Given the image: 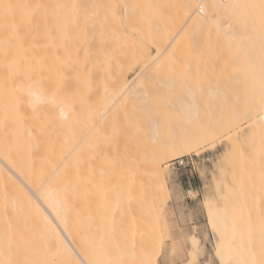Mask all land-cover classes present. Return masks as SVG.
Segmentation results:
<instances>
[{
  "label": "bare ground",
  "instance_id": "6f19581e",
  "mask_svg": "<svg viewBox=\"0 0 264 264\" xmlns=\"http://www.w3.org/2000/svg\"><path fill=\"white\" fill-rule=\"evenodd\" d=\"M75 1H76V4H75L76 9H74L75 10L74 12L76 13L78 10L82 9L81 5L83 6L84 11L82 9V11H79L77 13L78 14L77 17H75L73 12H72L74 7H72V9L70 8L71 13L70 12L69 13L71 15H73L71 20H73L75 18L79 19V21L76 20L77 23H75V24H74L75 20L72 21L73 25L72 24L71 25L72 26L75 25L74 28H71L74 30V32H73L71 29L69 30L71 25L68 28V22H67L68 21V15L70 16V14H68V6L70 7V4L68 2H67L68 3L67 4L66 0H0V215L3 217L4 211H7L10 215L15 217L12 224H10L6 227H0V264H94L96 262H94L93 259L95 258V255L97 254V252H99L98 255L101 254L100 256H102V259H103V261H102V259H95V261H98V264H100V261H102L101 264H104V263L109 264V262L112 264L114 261L116 263L122 264V261L125 262L127 260H129V261L131 260L130 261L131 263H128L129 261L126 262L128 264H134L133 262H136V260L138 258L137 257L134 258V255H132L135 252L137 253V251H138L136 246H133L136 249L135 250L133 248L134 251H132V248H130L132 251V254H130V256H131L130 257L129 253H131V252H129L127 254L129 249L127 252L123 253V251L125 250V248L123 247L124 244L121 246L120 244H122V243L117 244L118 242L117 243L114 242V244L118 245V246L114 245L113 247L116 248V250H117V251H115L118 253L117 257L122 258L121 260L119 258V261L121 263L119 261H117L118 258L114 259L116 257V253H112L115 256L114 258L109 257L110 255L112 256V254H111L112 251H109L110 255L108 252H106L109 249L105 250L106 253L104 251L100 252L101 248L99 249L100 245H98V244L101 243V240H100L101 238H99L100 237L99 234H102V232H104L103 231L104 227L100 228L97 225H95L96 222L91 224L89 222V220H87L88 223L85 222L86 220L85 221L83 220L84 218H86L88 216V214L90 216L87 218H90L91 214H92L89 211L88 212L84 211L85 212V213H83L84 215L86 213H88L84 217L83 214L80 213V211L83 212V210H82L83 208L80 207V209H81L80 210V209H78L79 207H76L78 205L77 204L78 202L81 203V201H83V199L81 200V196H82V198L85 199V197H83V195L85 193V187H84V189L81 190V191L84 190L81 193V196L77 195V197H79L80 199L77 197L76 198L78 200H81V201L76 202L77 205L75 206V200L76 199L74 196H76V194L73 192L76 191L77 187L76 186H75L76 188L72 187L74 185L73 183H71L72 185H70L69 180H71L73 178L68 179V177L71 176V175L68 176V174L71 171L73 172V170H75V169H77L78 174H80L83 171V170H81V172H80V169H81L80 166H83L85 160H81V158L83 156L81 157L80 155H84V153H80V152L83 151V152L87 153V151H84V149H89L88 154H86V155H90V152H91L90 150H92L91 149L92 147L91 146H90L91 148H85V147H89L87 145L91 141H96L99 139V138L98 139L96 138V140H94L95 139V137H94L95 133L92 134L94 131H96L95 129H96V126H98V122L92 123V122H94V119H92L93 120L92 122H88V120L91 121V118H92V117H89V113L91 112L92 116H94L93 113H95L96 115L93 118H95V119L97 118V120H98L99 115L101 116V114H100L101 111L106 110V112H104V113L102 112L103 116L104 115L105 116L102 117L103 119H101V124H102V120H103V123L110 122L111 120H113L114 115L116 117V112L118 109L117 107H119L118 103L121 102V104H122V101L124 99H127V101H126L127 104H128V101L130 103L132 101V104H133L132 106H130V103H129V106L131 108L136 104L135 102H137L138 108L141 106L139 110L137 108V112H139V114H140V112L143 113L142 112V110H143L142 106H144V105H141V103H144V101H145L144 97L146 96V94H145L146 93L145 92V86H147L146 83L148 84V81H150L151 76L153 77L154 72H156L157 70L159 71L160 68H158V67L161 66V68H162V66H163L162 63L164 62L163 57L168 58L166 56V52H167L169 46L171 45L172 41L178 36V34H180V32H182V31L185 32L186 35H188L187 39H189L188 43H190V45L192 44L191 41H194V40L196 41V43L193 42L194 44H192V50H193L194 45H196L198 48L202 47L200 49V50H202V49H204L203 43L206 45L204 39L206 37H208L209 35L210 36L212 35V34H209V35L207 34V36H206L205 33L207 31L209 32V30H208L209 28L210 29L213 28L215 30L214 33L216 32L215 35L218 34V36L221 37V39L223 41V43L222 42L221 43L223 45H225L224 44V41H225L227 44V47L225 49V53H226V51H228L230 57H228V53H227L228 59L226 60V57L224 55L225 60H223V61L229 62L231 59V62L234 64L232 66V64H230V62L228 63L229 65H231V68L236 67V69H237V67H238V69H240V67L238 65H241V68H242V69H240L241 73L234 71L236 73V75H238V76H236L238 78V79L236 78V83H237V81H238V83L243 82L244 77H245V82L240 83V84L245 85L247 83L245 86H247V88H248L249 83H251L249 85V89L252 87V92H251V90H249L248 94H250V97H249V95H248V97L250 100L249 99L245 100L246 103L248 102L246 105L244 104L245 101H241V103H240V101H239L240 99L238 100V102L240 103V106L243 103L241 109H238L239 103L237 104V100H236V98H234L235 95L232 98L235 101H231L232 99L231 98L227 99L228 96L225 94L226 95L225 96L226 102L228 100L229 102H227V103H230V101L232 103V104L230 103V107H229L230 110H228L229 114L225 111L226 110L225 107L227 106L226 103L221 102L220 98H219L220 96L224 97L223 96L224 93H222V95L218 94L219 95V97L217 95V100L219 99L218 102H216L217 100L214 99L215 104L212 103V107L214 105H215L214 106L215 109L218 107L217 112L216 111L214 112L213 108H210V111H211V109H213L212 113L213 112L215 114L217 113L219 116L217 114L215 116L213 114H210L211 118L208 116V119H211L212 121H210V122L206 121L208 124L205 122V119L202 120V117H200V119H199V116H198V118H197L198 121L202 120V123L204 122V125L206 124L205 129H203L201 127V129H203V131L198 128V127H200L198 122H196V123H198L197 128L194 129V127H196V126H194V124H195L194 120L195 119L193 120V118L191 117L192 118L191 120H193V122H192L193 126L192 127L190 126L191 120L188 121V119H187L185 121H188V126L191 127L190 131L194 130V131H192L193 137H191V134L189 135V131H187L189 136L187 135V132H186L185 134H186L187 139H185V134L183 133L184 132V130H183V132H181V133L184 134V137L181 136L182 137L181 138V137L176 135V137L173 138V139L178 140L177 138L179 137L180 141L178 140V142H176V140L173 141L171 139V141L175 142L172 147H170V145H172L170 143H169V146H167L168 143L165 144L164 146H162V148L165 151L167 149H169L168 152L167 151L162 152L163 150L161 151L159 146L157 147L158 150L156 149L157 151L155 150L156 147L154 148V150L156 152L153 150L155 152V154L154 153L152 154L153 157L151 158V161H150V168H149L150 176H149V178H151V180L153 182L152 184L156 185V189H155L156 196L160 197V198L158 197L160 199V203L158 201H155V202H158L160 204V207L163 208L166 205V200L170 194V187H169L168 179H167L168 175L166 172L167 166H164V163L167 160H171V159L173 160V158L183 156L186 154H190L192 152L198 153L203 145L211 144L210 146H212L221 137H223V139L225 138V140H227L230 143V146L232 147V148L229 147L227 150H225L224 153L227 156H229V154L232 152V150L234 153H235V151L239 150L240 149L239 147L241 145H246V146L254 145L255 146V144H252L253 142L258 144V146L264 145V29H263L264 28V25H263L264 24V20H263L264 18L262 19V21L258 22L261 18V15H262V17H264V5H263L264 1L261 4L260 0H124L125 17H126V21L129 22L128 25L130 24L129 25L130 27H127V26L126 27L131 28V30L133 32V34H131L129 32V34H126V36L124 34V36L126 38L125 41L128 40L130 43H132V47H133V51H134L133 53H135V54L133 56L128 55L125 57L127 52L124 53L125 60H123L122 59L123 57L120 55L121 56L120 58L119 57L116 58V59L119 58V60H117V64L113 67L115 68L116 66L119 65V63L122 64V63L129 61L127 59V57L129 59H131L132 57L134 58V60H133L134 63H132L133 65L141 64L142 66L139 69V71L133 77L127 78V71L126 70H128L127 67L132 62V60H131L130 62H128V66H127V63H125L126 64V70H124L125 64H124V66L122 64L123 70L121 71L122 67L118 71L116 70V72H114V74H113V79L108 78L109 81L106 80L107 76H105V74H106V72H105V74L103 75L104 77H106V78H104L106 80L105 82H104V79H101L102 75H100V73H98V70L101 71L102 69L100 68L101 69L100 70L98 67L94 66L95 69H98L96 71V73H98L101 77L99 78V76L97 75L98 79H96L94 77L95 79L93 80V78H92V82H91L92 84H90L91 77H89L90 79L87 78L88 75H84V77H86L85 79L83 78V76L81 77V73L86 74L85 72H81V70L83 69V71H86V69L88 68V66H86V65H89L91 60H93L92 61V63H93L94 62L93 58H95V57L93 56V58L90 59L92 57V55H91L88 59L89 63L86 64L85 59H84L85 58V55H84L85 52H83V56H81L82 53L80 51H78V52H80V54L78 52H77L78 55H77V53L75 54V50L77 51V49H78V46H77L78 44L75 43V40L77 39L76 37L78 35V30H79V32H82L80 27H81L83 18L82 19H80V18L82 16H84V19L86 21V19L88 17L87 14L85 16L82 13V12H84V13L86 12L85 6L86 5L87 6L89 5L88 7L94 6V3L96 0L93 2V4L89 0L88 1L87 0H75ZM99 1L100 0H97L96 3H98ZM113 1H115V0H113ZM121 1H123V0H121ZM162 1L163 2L165 1V4ZM249 1H252V2H250L251 6L249 5ZM259 1H260V3H259ZM69 2H70V0H69ZM87 2H90V4H92V5L90 6L89 3L87 4ZM245 2H246V4H245ZM73 3L74 2H72L71 4H73ZM244 4H245V6H244ZM248 5L250 7H248ZM162 6H164L165 9H163L164 7H162ZM78 7H79V9H78ZM104 7H106V5H104ZM244 7H246V8L244 9ZM261 8H262V10H261ZM161 9H162V12L160 11ZM103 10H104V12H106L105 9H103ZM164 10H165V12L163 13ZM245 10H246V13H244ZM100 13H101V11H100ZM97 14H98V12H97ZM259 14H261V15H259ZM254 15H255V17L257 15H259V17H260L259 20H258V18H254ZM98 16L100 17L99 14H98ZM244 16H246V17H244ZM247 16H250V18L253 17L252 19H254V20L251 19V21H250ZM102 17H103V15H102ZM157 17H161V20H163L164 22L158 21L160 24L158 22H156ZM166 18H168V20ZM177 18L180 19V21H178ZM246 18H248V20H246ZM157 19L159 20V18H157ZM165 19L167 21V24H166ZM255 19H256V22H255ZM80 20H81V23H80ZM175 20H177V21L175 22ZM117 21L119 22L120 19L119 20L117 19ZM145 23H146V26H145ZM164 23H165V25H164ZM175 23H176V26L174 25ZM178 23H180V24H178ZM257 23H258V25H256ZM77 24L80 25L79 29H78L79 25L76 26ZM126 24H127V22H126ZM161 24H162V27L160 26ZM167 26H169V27H167ZM260 26H261V30H260ZM76 27H77V32L75 31ZM111 27L113 30L114 29L113 25ZM67 29H68V33H69L68 34L69 38L73 36V38H70L71 40H69V42H67V34H66ZM213 29H211V30L213 31ZM205 30H207V31H205ZM69 31H72L73 35L70 36L71 32H69ZM202 32L203 33L205 32L204 35L202 34ZM74 33H77L76 37H74V35H75ZM200 34L205 38L202 39ZM79 35H80V37H83L81 33H79ZM111 35H112V33H111ZM121 37H122V35H121ZM199 37L201 40H199ZM74 38H76V39L73 41ZM144 38L145 39L147 38L148 42L150 41L151 42L150 44H152L155 47V49H156L155 52L152 51L154 53L150 54L149 52H147V49L144 50V48H145ZM216 38L218 39L217 36H216ZM79 39H83V38H79ZM79 39L77 40L78 42H80L79 47H83V46H81L82 40H79ZM219 39L217 40V42H220ZM198 40L200 41L199 46H198V43H199ZM202 40H204V42ZM70 41H71V43H70ZM201 41H202V43H201ZM129 42H128V44H129ZM188 43L186 42L187 45H188ZM66 44H68L67 48L65 47ZM173 44H174V41H173ZM186 44L184 45L185 48H186ZM222 44H219L218 46L220 47ZM70 45H71V47H69ZM178 45H180L179 41H178ZM58 46H61L60 49H61L62 53L61 52L58 53L60 51V50H58L59 49ZM221 47H223V46H221ZM62 48H64L66 50L65 53L68 52V56H70L69 61L67 60L68 57L66 59L67 54L65 56V54L63 53L64 49H62ZM69 48H70V50H69ZM73 48H75V50H73ZM129 48H131V47L129 46ZM80 49H82V48H79V50ZM177 49H179V47ZM188 49L184 50V54L187 53L185 56L186 59L189 58L188 52H190L191 46L188 47ZM71 51H72V53H70ZM203 51L204 50L199 51V49H198L195 51L194 54H192V51H191V55H190V56H192L191 62H190V58L188 59L190 62L188 65L189 67H190V64L193 63L192 62L193 57L196 58V62H195V60H193L195 62V64L194 63L193 64L194 65L200 64L199 66H201V63H199V61H200V62H202L201 67H203V62H205L204 61L205 59H207L208 57H209L208 59L211 58L210 57L212 55L211 53H207L208 52L207 51L206 53H207L208 57H206L207 55H204L205 53H203ZM50 52H52V53H50ZM54 52H56V54ZM199 52H200V57L197 60V57L195 54H198ZM201 52L203 53V55L201 54ZM60 54H62V58H64L65 61L67 60L68 64H67V62L64 61V59H61L62 61H64L63 64L66 63L65 65L68 66V68L67 67L66 68L71 69V70H69V72L66 70L65 66L64 67L61 66L63 68V71L62 70L60 71V69H62V68L58 69V67H59L58 65H60V64H58V62L60 63V61H61L60 60V57H61ZM87 54L89 55V53H87ZM129 54H130V52H129ZM56 55L57 56L59 55L60 57L58 56L59 58L55 59L54 56L57 57ZM71 55L72 56L77 55V60L79 62H81V64L84 62L83 63L84 66L80 65V67H82L81 69H80L78 63L75 62L76 59L74 58V56L72 58ZM48 56H50V57L48 58ZM78 56L79 57L81 56V57L78 58ZM114 56H115V54H114ZM114 56L112 59H114ZM198 56H199V54H198ZM109 57L111 59V56H109ZM201 57H203V58H201ZM214 57H216V54H213L212 60H210V62L211 61L215 62ZM51 58L55 59V60L59 59L60 61L59 60H57L58 62L54 61V64H53ZM74 59H75V61H74ZM80 59H82V60H80ZM101 59L102 58L99 59L100 63H102ZM106 59H108V58H106ZM202 59H204V60L202 61ZM71 60H73L75 63H77L76 67L78 69L79 75H78V73H76L77 69H75V68L73 69L74 65L72 66V68H70L71 64L69 65V62L71 63L72 62ZM188 60H187V62H185L186 64H188ZM62 61H61V63H62ZM51 62H52V64H50ZM103 62H105V61H103ZM207 62H208V60H207ZM227 62L226 63L224 62V64L222 63L223 68H225V66H226L225 64H227ZM100 63L97 64V62H96L94 64H90V66H93L95 64H96V66H99ZM107 63H108V60H107ZM185 63L183 65V70H184V67L187 66V65L185 66ZM47 64L52 65L51 68L49 67L50 65L47 66ZM228 64H227V66L229 68ZM54 65H56V66H54ZM109 65H111V64H109ZM197 65H196V74L198 73L197 72V68H198ZM211 65H213V64H211ZM55 67L58 70L54 69ZM64 68L68 72V74L66 73ZM192 68H193V66H192ZM244 68H246V73H245ZM79 69H80V71H79ZM104 69L106 70V68H103V71H104ZM52 70L58 71V72L60 71L59 76L61 75V72H64V71H65L64 73L67 76H69L70 71L73 70L71 73V76H69V77L71 79V82L73 79H76V81H75L76 84L74 83V80H73V82L71 83V87L69 89V87L67 85L70 84V81H69L70 79L69 80L67 79V83L69 82L68 84L66 83L64 85L63 83H61V85H59L60 82L65 81L64 75L62 74V76H63L62 79H64L63 81L60 79L61 76L58 79L56 77L57 75H55V78H54V75H53V77L51 76L52 75L51 73H53ZM93 70H94L93 67L90 68L89 74H92L91 71L93 72ZM189 70H190V72L192 71L189 68H188V70L186 69V71H189ZM41 72L42 73L46 72V73H44V75H42ZM58 72H56V73L54 72V74H58ZM152 72H153V74H152ZM204 72H205V70H204ZM212 72H213V70H212ZM234 72L231 71V76H230V73H228L230 78H232L233 80L235 79V78H233L235 76ZM75 73H76V75H75ZM72 74L75 75L74 76L75 78H73V79H72V76H73ZM207 74H208V71H207ZM228 74H227V76L225 74V76L223 77L224 80H225V77H227L226 81L228 79ZM244 74H245V76H244ZM77 75H78V77L80 76V78L76 77ZM94 75H96V74L94 73ZM94 75L92 74V77ZM200 75H201V72H200ZM240 75H243V78L242 77L240 78ZM50 77H52L54 79V81H52ZM81 78H83V80ZM48 79L52 81L51 85L48 84V83H50ZM100 79L102 80V82ZM241 79H242V81H241ZM88 80H90L89 83H88ZM233 80H232V82H231V80H229L231 82L230 85H232ZM55 81L56 82L59 81V83H57V85L55 83V85H54L53 83ZM78 81H80V82L78 83ZM84 81H86L85 83L90 84L89 90H90V87H91V89L93 87L97 88V86H96L97 83H98L97 85L100 87L101 85L99 84V82L101 84H103V82H104V84L106 83V85H109V86H105L107 88L109 87V89H110V90L107 89L106 91L111 92V90H112L111 86L113 87L112 93L114 94V98L112 97L113 100H110L112 102V105H111V107H109L108 110L105 108H103L100 112L97 110V107H98L97 105L101 104L100 102H103V100H104L103 98H105V96H107L106 95L107 93L109 96V92L102 91L101 88H103V87L101 86L99 96L101 93H103L105 96L101 99L102 101L99 100L100 102L97 103V105H96L97 107L94 106V108L96 109L97 112L96 111L93 112L94 108L92 110L90 108L89 109L85 108L87 110V111H85V109L83 110L84 107L83 108L81 107L82 111H85V114H83L81 116V114L84 112L81 113V110H79V112H78V109L80 106H78L77 104L80 103L79 102L80 99H81V101L84 100V94L86 96V100L88 98L87 94H88V96L90 94L89 92L87 93V91H88L87 86H82V88L86 87L85 89H87V91H85V93H84V89H82L81 90L82 92H80L81 88L79 86H81L82 84L86 85L84 83ZM93 81H94V84H93ZM81 82H82V84L80 85ZM73 84H74V87H72ZM76 85H78L79 93H78V91H77V93L74 91V89L78 90ZM92 85H94V86H92ZM228 85L229 84H226V86H228ZM237 85H239V84H237ZM71 89H73V92H75V95ZM229 89H231V88H229ZM92 90H93V92H91V95L88 98V100H90L92 98L91 104L93 103V99L95 98L94 95H96L98 97V92H97V94H93L94 91H96V89L93 88ZM97 90L99 91V88H97ZM67 91H68V94H67ZM72 93H73L72 98L74 96L78 100L77 99H74V100L71 99L72 102H74V101H76V102L73 103V105H70V104H68V102H69L68 99H70L69 96ZM225 93H227V92H225ZM77 94L79 97L77 96ZM214 94H215V91H214ZM216 94H217V92H216ZM108 96L106 97L105 100H107ZM129 98H131L132 100H130ZM221 99L223 100V98H221ZM237 99H238V96H237ZM95 101H96V98H95ZM110 101L108 98L106 105ZM183 101H184V99H183ZM210 101H211V99L209 100V103H210ZM186 102H187V100H186ZM186 102L184 101V103H186ZM219 102H220V104L222 103V105H220ZM87 103H90V101L89 102L87 101ZM125 103H124V107L127 109L128 106ZM147 103L149 104V101H147ZM216 103H218L217 106H216ZM75 104L78 106V109H77L78 113L75 111L76 110L75 107H77V106H75ZM84 104H85V102H84ZM109 104H111V103H109ZM109 104H108V106H109ZM115 104L117 105V107H115V109L113 111L112 108H113V106H115ZM137 104H136V106H137ZM195 104H196V101H195ZM234 104L236 105L237 108L234 107ZM80 105H82V104H80ZM106 105H103V106L106 107ZM223 105L224 106L226 105V106L220 108ZM231 105L233 108L231 107ZM89 106L90 105L88 104V107ZM181 106H182V103L180 102V107ZM228 106H227V109H229ZM149 107L151 108V106H149ZM145 108H147V107H144V114L146 115ZM219 108H220V110H219ZM235 108H236V110H235ZM207 109L209 110V108H207ZM222 109L225 112L221 115ZM73 110H74V112H76V114L73 113ZM88 110L90 112H88ZM111 110H112L114 115L112 114ZM184 110H185V108H184ZM198 111H200V110H198ZM109 112H111V113H109ZM181 112H182V110H181ZM183 112H182V114H183ZM219 112H220V114H219ZM86 113H88L87 115H88L89 119H88ZM107 113H109L113 116L112 118H110L111 115L108 114L109 115L108 117L111 119L110 121H109L108 117L106 116ZM135 113H136V111H135ZM202 113L203 112H201V114ZM204 113L207 114V112H204ZM204 113H203V117H205ZM71 114H73V115H71ZM77 114L80 116L77 117ZM144 114H143V116H144ZM184 114H186V112H184ZM188 115L189 114L187 113L186 117L190 118L189 116H191V113L189 116ZM73 116H74V120H73ZM200 116H202V115H200ZM106 117H107L108 121L104 122V120L106 121V119H105ZM195 117L196 116L194 115V118ZM143 118H144V120L146 119L145 116ZM147 118H148V120L150 119L149 117H147ZM152 118H153L152 121L155 122L156 120H154V117H152ZM184 118H185V116H184ZM82 119H84V120L88 119V120H86V122L90 123L91 124L90 129L91 128H93V129L89 131V129H87L88 125L85 126L86 125L85 122H84L85 124L81 123V122H83ZM155 119H156V117H155ZM75 120H76V122H75ZM97 120H95V122ZM135 120H137V119L135 118ZM138 120L139 121L142 120V114H140V119H138ZM146 120H145V123L147 126L148 120L147 121ZM74 122H75V124H74ZM151 122H149L148 124L150 125ZM77 123H80V125L82 124L86 128L83 127L82 125L80 127V125H78ZM145 123H143L142 125H144ZM202 123H201V125H203ZM99 124H100V122H99ZM152 124H153V122H152ZM156 124H157V122H156ZM72 125H73V127H72ZM74 125H76V127ZM92 125H93V127H91ZM68 126H69L70 131H72L71 128L72 129L75 128L72 131V132L75 131L74 132L75 135L73 134L72 137L76 140H78L76 138V135H78L77 129H78V132L81 133L83 128H85V130H84L85 134L88 131V133L90 135L87 133L86 135H88L89 137L84 136L85 138L90 139V136L92 138V135L94 137L93 140L92 139H90V141L88 140L89 142L88 141L85 142V138L82 140V142H80V140L77 141L78 143L80 142L81 144L83 142H85V147H84V144L82 145V147L84 149L81 148V151H78L79 154L77 153V156L74 153L75 156L77 157V160L72 155L70 150L66 149L67 152H65L66 150L64 149V148H66L65 146L71 145L72 142H74V143H72V145L77 144V142H75V140H73L72 142L70 141L71 143L69 142V140L66 141L67 139H70V135H69V137H68V134L66 135V131H68L67 130ZM77 126L82 128V130L79 129ZM102 126H103V124H102ZM104 126H106V124ZM154 126H155V124H154ZM94 127H95V129H94ZM145 128L147 129V127H145ZM151 128H153L152 133H151V131H148V129H147V132L151 133L150 138L152 139V137H154V136L156 137V135H155L156 130L153 126L151 127V125H150L149 129H151ZM188 128L189 127H187V129ZM183 129L186 130L185 127ZM197 129L199 130V132ZM79 130H81V131H79ZM100 130H99V132H100ZM137 130H139V129H137ZM154 130H155V133H154ZM195 130H197V131L195 132ZM108 132H109V129H108ZM197 132H198V135L194 136V133H197ZM241 132H243V133L241 135V138H239V134ZM84 133H83V135H84ZM145 133L146 132L144 131V135H146ZM107 134L110 135V133H107ZM122 134H123V132H122ZM127 134H128V132L126 133V135ZM83 135H80V136L83 137ZM104 135H105V133H104ZM132 135H135V133L134 134L132 133ZM137 135H138V132H137ZM50 136L52 138H50ZM96 137H98V136H96ZM159 138H161V137H159ZM79 139H80V137H79ZM101 140H102V138H101ZM160 141H158V142L160 143ZM66 142L69 144H67ZM101 142H99V145H100V143L103 145V141H101ZM104 142L107 143L106 141H104ZM95 143L98 144V141ZM109 143H110V141H108V144ZM92 144L93 143H91L90 145H92ZM97 144H96V146L94 144L92 145L94 147L93 149L94 150L96 149L95 151H97V153H98V155H97L96 152L95 153L92 152L93 153L92 155L95 156V154H96V157H98L100 154V151L98 152L99 149L97 150V148L99 147V145H97ZM108 144L107 145L105 144L103 146L104 147L105 146L110 147V145H108ZM78 145H80V144H78ZM162 145H163V143H162ZM111 146H115V148H117L116 145H111ZM69 147H70V149L72 147L76 148V146H72V147L69 146ZM69 147H67V148H69ZM100 147H102V146L100 145ZM104 147H102L101 149H103ZM165 147H169V148L165 149ZM207 147H209V146H207ZM77 149L79 150L78 146H77L76 150ZM68 151H69V153H71L70 155L73 156L72 161L75 160V162L73 161L75 164L72 162V164H74V165H72V168L69 166V170L73 169L71 171L68 170L69 163H68V160L66 159V157L69 155ZM72 151L76 152L75 149H73V148H72ZM67 153H68V155H67ZM225 154H224V156H225ZM64 156H66V157H64ZM71 156H68V157H71ZM90 157L91 156H89V158H88V156H87V158L89 160H90ZM78 158H80V161L83 163H81L78 160ZM98 158H100V156ZM98 158H96V160ZM94 160H95V158H94ZM149 160H150V158H149ZM66 161H67V163H66ZM76 161H77V163H79V165H76ZM99 162H100V159H99ZM167 164H165V165H167ZM70 165H71V162H70ZM74 166H75V169H74ZM84 166H85V164H84ZM82 169L86 170V166H85V168H82ZM104 169L105 168L101 169L102 172L104 171ZM105 171H106V169H105ZM75 172H76V170H75ZM77 172L75 173L74 176L78 177ZM83 173H84V171L81 174H83ZM170 174H169V176H170ZM79 177L82 178L81 175ZM76 178H75V181H76ZM79 179H78V181H79ZM85 179L86 178H83L82 182H85ZM77 183H79V182H77ZM75 185H77V184H75ZM78 185H80V184H78ZM83 185H85V184H83ZM83 185L79 186L78 188L83 187ZM69 187H72L73 189H75L74 191L70 190L73 194H75V195L72 194V196H70V198L74 197V198H71L70 201L73 202V200L75 199L73 203H71V202L69 203V194H71V192L69 193V189H70ZM151 187L153 189V186H151ZM128 190H130V189H128ZM77 191H76V193H77ZM81 191H78V193H80ZM121 191L119 194H121ZM124 191H125V189H123L122 195H123V197H125V199L123 198V200L122 199L121 200L126 203L125 207L127 209L123 208L124 206L122 207V205L124 204L122 202H121L122 204L116 202L118 205L116 203H114V204H116L115 208L117 210L116 206H118V208L122 207V209L128 210L130 212V210H133L136 208L134 206L135 208L133 207V209H131V207H132L131 203L134 205H137V203H138V205H139L140 201H139L138 197H136L137 200H136V198H134L135 200L133 199V195H131L132 192H128L129 196L127 194V196L130 199L128 197H126V195L124 196ZM152 192H153L152 194L155 195L154 191H152ZM107 195L105 197L109 198V196L107 197ZM118 196L121 197V195H118ZM118 196H116L117 198L114 197V200L118 199L117 201H119ZM105 197H103V198H104V201H106V202H104L102 200V197H101V201H99V202L96 201L95 205L97 207H95V209L93 210V211H95V214H97L96 212H98V211H96V209L98 207L99 208L101 207L100 208L101 211H99V213L104 210V212L106 214L110 213L111 212L110 210H112L114 208L113 206L109 210L107 209V207H104V209L102 208V204H100V202L104 203V206H106L105 203L106 204L108 203L107 206H109V204H110V206L112 205L111 202H108V200H105L106 199ZM98 199L100 200V197ZM114 200H113V202H114ZM153 200H155V199H153ZM111 201H112V199H111ZM132 201H134V202H132ZM204 201H205V207H206L205 212H207V217L210 221L211 228H212V230L214 232V236H215L214 240H215L216 246L214 249V254H216V257L220 261V264H227V262H229L230 264H234V262L232 261V258L234 257L235 263H236L235 256L238 252V250L235 246V243H236V237L234 236L235 232L233 230L228 231L222 227L216 226L218 222H219V224L222 222V216L224 215L223 206L220 205L219 202L213 201L212 199L206 198ZM97 203H99V204H97ZM70 204H72V205L74 204V206H72L70 208V206H69ZM82 205H80V206H82ZM95 205H93V208ZM73 207H76V208L73 209ZM69 208H70V210H69ZM128 208H130V209H128ZM75 209H77L79 211L80 215H82L84 217V218L80 217V221L82 220V222L78 221V223L79 222L81 223V226H80V223L78 224L76 222L77 219L73 222L74 224L70 225L71 224L70 222H72L75 218L78 217V216L74 217V215L77 211ZM100 209H98V210H100ZM74 210H75V213H73ZM107 210L110 212H107ZM116 210L114 209V212ZM69 211L72 212L74 215L71 214L73 216H68V215H70V213L68 214ZM124 211H123V215H124L123 218L125 219V222H127L128 221L127 217L129 218V216H128L129 212H128V215H126L127 217L125 218V213H127V212L125 211V213H124ZM118 212H119L118 217L121 215V218H122V216H123L121 214L122 210L121 211L119 210ZM131 212H133V211H131ZM98 214L96 217H99ZM102 214H104V213H101L100 216ZM76 215H78V214H76ZM110 215H111V213H110ZM110 215L109 216L107 215L108 220L110 219L109 218ZM115 215H117V213ZM115 215L112 217L117 218ZM139 215H138V217L142 216V215H140V216ZM104 216L102 217L104 219L103 222L104 221L106 222L107 219ZM135 216L137 217V215H135ZM135 216H134V218H135ZM68 217L69 218L71 217L72 220H70L71 218L69 219ZM112 217H111V219H112ZM134 218H131V219H134ZM90 219H92V218H90ZM98 219H100V218H97V222H98ZM111 219H110V221H108V220L107 221L111 222ZM92 220H90V221L92 222ZM100 220L102 221V219H100ZM120 220H122V219H120ZM138 220L135 218L133 220L135 222L132 221V223L130 220V224L132 225V227H134V224L136 222L144 223L143 218H139ZM83 221L87 224V228H86V224L84 226L85 229H87L88 231L89 230L92 231L93 228L95 229V230L93 229L94 235H91L92 234L91 232L85 231L88 235H91L92 237L95 236V231L97 232L98 231L97 229L100 228L99 232L100 231L101 232L100 233L97 232L98 234H96V235H98L99 241H95V242H97V244L95 243L97 246H95V244L93 246L95 248L97 247L98 250H96L95 248H93L92 250L91 249L88 250V248H86V247H88L87 246L88 242H89V244H88L89 248H92V246H91L92 243H90V241H92V240L89 239V237H88V239L86 237V240L87 241L89 240V241L85 242V247H84V249H87L88 252L86 253L85 251H87V250H84L83 248L80 249V246H83L84 241H86L85 238H82V237L87 236V235H84L85 233H82V230H81V229H83L82 228V224H84ZM112 221H113V219H112ZM115 221H116V219L114 220V222ZM68 222L70 223L69 224L70 229L72 228L73 225H75L77 223L76 226L73 227V230H74V228H75V230L76 229L80 230L81 233L79 232V234H83L82 237L81 236L78 237L79 236L78 232H76V235H78V236H76L77 238L76 237L74 238L75 239V241H74V239H73L74 236H72V235L75 234V232H71L69 230ZM123 222L124 221L122 220V223ZM118 223L120 225V222H118ZM118 223L117 222L114 223L115 226ZM142 223L141 224L140 223L135 224L136 226H138L140 224V226H138V228L136 226H135V228H136V231H138L139 228L143 227V228H141V231H143L142 236L144 235L143 237L145 238L146 234H144V233H146L147 230H144L145 226H142ZM93 224H94V227H93ZM105 224L107 225V223H105ZM130 224H128V225L130 226ZM77 225L80 227V229ZM100 225H101V223H100ZM95 226L97 228H95ZM111 226H112V224H111ZM121 226H122V224H121ZM106 228H107V226H106ZM118 228H120V227H118ZM135 228H132L133 232H135L134 231ZM120 229L122 230V229H124V227H121ZM132 229L130 228L131 232H132ZM78 230H76V231H78ZM84 230H83V232H84ZM115 230L117 231V229H115ZM121 230H118V232H120V234H123L122 235L123 237H124L125 233L127 234L124 238L127 237L126 238L127 240H129V238H131V240L133 241V239H134L133 237H135V236H133V235H135L133 232L130 235L129 234L130 232H128V231L123 232V230H122L123 233H121ZM110 231H112V233H114V235H115V231H113L112 228L110 229ZM139 231H140V229H139ZM141 231L139 232V234H137L138 237L136 236L135 240L136 239H137V241L139 240V237L141 236V233H142ZM104 234L109 235L108 230H106L105 233H103L102 235H104ZM128 234L130 237L128 236ZM147 235H148V232H147ZM106 237L104 236L103 239H105ZM115 237L117 238L116 235H115ZM118 237H120V239L122 238V240H124V238L121 237V235H119ZM79 238H82L80 240L84 239V241H82V242L80 241L81 242L80 244H78ZM98 238H96V239L98 240ZM116 238H115V240H116ZM200 239H198V237L196 235L190 236L189 240H190L191 244L193 245L194 251L192 252L191 260L189 262L184 263V264H196V257H197L196 251L199 250V248H200V246H199L200 244L198 243V240H200ZM117 240H119V238H117ZM143 240H141L140 242L143 243L144 242ZM147 240H148V237H147ZM126 241H125V243H128ZM145 241H146V239H145ZM133 242L130 241V243H131L130 246H132V244L136 243V241L134 243ZM187 242H188V240H187ZM75 243L77 245H80V246H77ZM142 243H139V244H142ZM201 243H202V241H201ZM119 245H120V247H119ZM128 245L129 244H127V246ZM188 245H189V243H188ZM130 246H128V247H130ZM137 246L139 247V245H137ZM144 246L146 249V245H144ZM148 246L150 247V245H148ZM117 247H119V249ZM121 247L124 248L122 253L119 252L120 250H122ZM125 247H126V245H125ZM141 247L142 246H140V249H139L140 251H138L139 252L138 256L141 255V256H143L142 258H144V259L139 258L140 263L144 260L142 263L147 264L148 257H149L148 262H151V260H150L151 255L148 257L146 256L147 258L145 259V254H143L144 249L142 250L143 247L142 248ZM151 247H152V245H151ZM114 248H111V250ZM185 249H183V250H185ZM90 250L94 252V254L92 253L94 255V258H93L92 254H89V252L91 253ZM158 250H159V247H158ZM95 251H96V253H95ZM154 251H155V249H154ZM156 251H155V253L158 254V251L157 252ZM103 252H104V254H103ZM124 254H127V255L124 256ZM153 254L154 253H152V256H153ZM90 255H92V256L89 257ZM105 256H108V257H105ZM135 256H137V254ZM141 256H139V257H141ZM86 257H88V258H86ZM96 257L100 258L97 255H96ZM125 257H127V259ZM91 258H92V260H90ZM138 260L136 263H139ZM89 261L90 262L92 261V262L90 263ZM106 261L107 262L109 261V262L107 263ZM145 261H146V263H144ZM115 262L113 264H116ZM199 264H201V263H199Z\"/></svg>",
  "mask_w": 264,
  "mask_h": 264
},
{
  "label": "rangeland",
  "instance_id": "374dc122",
  "mask_svg": "<svg viewBox=\"0 0 264 264\" xmlns=\"http://www.w3.org/2000/svg\"><path fill=\"white\" fill-rule=\"evenodd\" d=\"M89 1H91L92 4H93V2L95 0H93V1L89 0ZM260 1H261V4H262V2L264 0H260ZM260 1H259V3H260ZM67 2L70 4V7L68 6V14L71 13L70 12V8L72 9V7H74L72 12H73L74 16L77 17V15H78L77 13L79 11H82L83 6L81 5L82 9H80L78 11L76 10L77 12L75 13L74 9H76V6H75L76 1L75 0H70V2H69V0H66V3ZM72 2H74V3L71 4ZM96 2H97V0L95 1L94 6H92V7H88L89 5L85 6V11L86 12L85 13L82 12V13L85 16L87 14L88 17H87L86 21L84 19V16H82L80 18V19L83 18L81 27H80L79 24L76 25V26L79 25L78 29L80 27L82 32H79V30H78V35H77V33H74L75 34L74 37H76V35H77V37H76L77 39L74 38L73 41L76 39L75 43L78 44V45L76 44L78 46L77 51L75 50L76 47L73 48V50H75V54L78 51H80L82 53L81 56H83V52H85V54H84L85 58L84 59H85V63L86 64L89 63L88 59H89V57L91 55H92V57L90 59H92L93 56L95 57V58H93L94 59L93 63H92L93 60H91L89 65H86V66H88L86 71H83V69L81 70V72H85L86 73V74L81 73V77L83 76V78L85 79L86 77H84V75H88V77H87L88 79H90L89 77H91V81L88 80V83L90 81V84H92L91 83L92 82V78H93V80L95 78L98 79V76L100 78L101 77L100 75H102L101 79H104L106 77H104L103 75L106 72V74H105V76H107L106 80L109 81V79H113L114 72H116V70L118 71L119 69H121L122 64L124 66V64L127 63V66H128V62H130L131 60H132V62L127 67L128 70H126V64L124 66V70L127 71V78L133 77L139 71V69L142 66L141 64L133 65L132 64V63H134L133 62V60H134L133 57L131 59H129L127 57V59L129 61L126 60L127 62L122 63V64L118 62L119 65L116 66L115 68L113 67V66H115L117 64V60H119V58L121 56L123 57L122 59L125 60L124 53L127 52L125 57L128 56V55L129 56H133L135 54V53H133L134 51H133L132 43H130L128 40L125 41L126 40V38H125L126 34H129V32L131 34H133V32H132L131 28H127V27H130L129 26L130 24L128 25L129 22L126 21L124 0L123 1H121V0H115V1H113V0L112 1L111 0H100L98 3H96ZM246 2H245V4H246ZM250 2H252V1H249V5L251 4ZM88 3L90 4V2H87V4ZM163 3L165 4V1ZM92 4H90V6ZM245 4H244V6H245ZM104 5H106V7H104ZM249 5H248V7L251 6V5L250 6ZM263 5H264V2H263ZM164 6H162V7H164ZM245 8L246 7H244V9ZM78 9H79V7H78ZM103 9H105L106 12H104ZM163 9H165V7ZM261 10H262V8H261ZM83 11H84V9H83ZM100 11H101V13H100ZM160 11L162 12V9ZM97 12L100 15V17L98 16ZM164 12H165V10L163 11V13ZM244 13H246V10H245ZM102 15H103V17H102ZM259 15H261V14H259ZM259 15H257L256 17L254 15V18H258V20H259V18H260ZM70 16L68 15V21H67L68 22V28L73 23L72 21L75 20L74 24L77 23L76 20L79 21V19H76V18L71 20L73 15L70 14ZM244 17H246V16H244ZM247 17L249 18L250 21L253 18V17L250 18V16H247ZM157 18H159V20ZM157 18H156V22H158V21L162 22L163 21V20H161V17H157ZM248 18H246V20H248ZM263 18L264 17H262V15H261V18H260V20L258 22L262 21ZM117 19L118 20L120 19V21L118 22ZM166 19L168 20V18H166ZM166 19H165V21H166ZM177 20L180 21V19H178V18H177ZM177 20H175V22ZM252 20H254V19H252ZM126 22H127V24H126ZM255 22H256V19H255ZM80 23H81V20H80ZM162 24L160 25L161 27H162ZM166 24H167V21H166ZM178 24H180V23H178ZM72 25L69 28V30L71 28L75 27V25L74 26H72ZM112 25H113V28H114L113 30H112V27H111ZM164 25H165V23H164ZM174 25L176 26V23ZM256 25H258V23ZM145 26H146V23H145ZM169 26H167V27H169ZM211 29H213V28H211ZM211 29L210 28L208 29L209 32L207 30H205V31H207L206 33L204 32L206 34V36H207V34L208 35L212 34L211 36L209 35L208 37L205 38V37H203L200 34L202 39L205 38L204 40H205V43H206V45L203 43V48L204 49H202V50H204L203 51V53H205L204 55H207V53H211L212 55L210 56L211 57L210 59H208L209 58L208 55L206 56V57H208L207 59H205V58H204L205 60L202 59V61L203 60L205 61V62H203V67H201L202 66V62H200V61H199V63H201V66H199L200 64H198V65L196 64L197 67H198L197 68V72H198L197 74H196V65H194L195 62H196V58L193 57V60H195V62L193 60H192V62L194 64L191 63L192 65L190 64V67L188 65L191 62V58H192V56H190L191 55V51H192V54H194L195 51L198 50V49H199V51H202V50H200L202 47L198 48L196 45H194V47H193L194 51H193L192 50V44H194L193 42L196 43V41L195 40L191 41L192 44L190 45V43H188L189 39H187L188 35H186L185 32H183V31L180 32V34H178V36L173 40L174 44H173V41H172V43H171L172 46L170 45L168 50H167V52H166V56L168 58L163 57L164 62L162 63V65H163L162 68L160 66V67H158V68H160L159 71L157 70L156 72H154V74L152 72L153 77L151 76V79H150V81H148V84L146 83V85H147V86H145V92H146L145 94H146V96L144 97V100H145L144 103H141V105H144V106H142V108H143L142 112L143 113L140 112V114H142V120H140V121L138 120V119H140V114H139V112H137V108H138L137 102H135L137 104V106L134 103L135 107L133 106L131 108L130 106L133 105L132 101H131V103L128 101V104H127V102H126L127 99H124L122 101V104H121V102L118 103L119 107H117V105L115 104V106H113V108H112L113 111H114L115 107L118 108L117 112L118 111L119 112L118 113L116 112V117H115V115L113 114V112L111 110L112 114L114 115L113 120L110 119V118L113 117L111 114H109L111 112L107 113L106 114L107 117L109 115H111L110 118L108 117L109 121L110 120L111 121L107 122L108 120H107V117H106L105 118L106 121L104 120V122H107V123H103V120H102V124H103V126H102L101 119H103L102 117L105 116V115L103 116V113L106 112V110H102V109L105 108V109L108 110L109 107H111L112 102L110 100H113V98H114V94L112 93L113 87L111 86V88H112L111 92L110 91H106L107 89H109V87L107 88L105 86H109V85H106V83L104 84V82L106 81L105 79H104L103 84H101L99 82V84L103 88H101V86L99 87L97 85L98 84L97 83L96 86H97V88H99V91L97 90L96 87H93L94 89H96V91H94L93 94H97V92H98V97L96 95H94V97L96 98V101H95V98H94L93 99V103L91 104V102H92L91 101V99H92L91 97L92 96L90 97L91 98L90 100H88V98L91 95V92H93V90H92L93 88L91 89V87H90V90H89L90 84L85 83L86 81H84V83L86 85H83L82 82L80 83V85L82 84L81 86H79L81 88L80 92H82L81 90L84 89V93H85V91H87V89H85L86 87L82 88V86H87V88H88L87 93L89 92L90 94L88 96V94L86 93L87 97H88L87 100H86V96L84 94V100L81 101V99H80L79 100L80 103L77 104L78 106H80L79 109H78V106L75 104V106H77V107H75L76 110L75 109L74 110L77 112V109H78V112H79V110H81V113L84 112V113L81 114V116L83 114H85V111H87L86 109L90 108L92 110L94 108V106L95 107L98 106L97 110L99 112L102 110L101 113H100L101 116L99 115L98 120H97V118L96 119L93 118V117H95L96 114L93 113L94 116H92L91 112L88 110V112H90L89 113V117H92L91 121H89L88 120L89 117L87 115L88 113H86V115L88 117V119H86V120H88V122H92L93 121L92 119H94V122H92V123H97L98 122V126L100 125L99 127L96 126V129L94 127V129L96 131L93 130L94 132L92 134L95 133L94 134L95 139H94L93 135H92V138L90 136V139H92V140L93 139L96 140V138L97 139L99 138V139L96 140V141H91L89 144L87 143L88 144L87 146H89V147H85V142L88 141V140L90 141V139L84 137V136H88V135H86L88 133V131H87L86 134L84 133L85 132L84 130L86 128L85 126L88 125L87 129H89V131H90V130L93 129V128L90 129V125L91 124L86 122V120L82 119L83 122H81V123L82 124L86 123L85 126H83L81 124L83 127H85L82 130V128H80L81 127L80 123H77L78 125H80V127L79 126H77V127L82 130V132L80 133V132H78V129L76 128L77 129V133H78V135H76V138L78 140H76V139H74L72 137L73 134L75 135V133H74L75 131L72 132L75 128L72 129L70 127L71 130H72V131H70L69 130V126H68V129H67L68 131H66V135L68 134V137L70 135V139L71 140L67 139L66 141L69 140V142L70 141L72 142L73 140H75V142H77V141L80 140V142H82V140L85 138V142H83L82 144L80 142L79 143L77 142L76 145L75 144L72 145V143H74V142H72V143L70 142L71 145H69V146H71V147L72 146H76V148H77V146L79 147V150L78 149L76 150V148L72 147L73 149H75L76 152H73L72 148L70 149V147L68 145L65 146L66 148H64L65 150L66 149L70 150V152L72 153V155L75 157L76 160H77V157H76L77 153H78V151H81V148H83L82 147L83 144H84L85 148H91L92 147L91 148L92 150H90L91 151L90 155H86V154H88V150L89 149H84L83 148L84 151H87V153L83 152V151L80 152V153H84V155H80L81 157L83 156L82 157L83 159L81 158V160H85L84 164L86 166V170L82 169V168H85L84 164H83V166H80V168H81L80 172H81V170H83L84 173L81 174L83 172L82 171L80 174H78L77 169H75V166L79 165V163H77V161H76V165L74 166V169L76 170V172L78 174V177L81 175L82 178L79 177L80 178L79 179L77 176H74L75 173H76L75 170H73V169L69 170V166L72 168V165L75 164L74 163L75 160H73L74 162L72 161L73 156L70 155L71 153H69V151H68L69 155L67 153V155L71 156V157H68L67 155L66 156L68 158L66 156H64V157H66V159L68 160V163H69V165L67 164L68 165V170L69 171L73 170V172H74L73 173L71 171L68 174V176L71 175L70 177H68V179L73 178V179L69 180L70 185H72L71 183H73L74 185L72 187H74V188L77 187L76 191L77 190L81 191L85 187V193L83 195V197H85V199L82 198V196H81V193L84 190L81 191L80 193H78V191H77V193H76V191L73 192V193L76 194V196H74L75 199H76V200L74 199L75 200V206L78 204L76 206V207H79L78 209H80V207L83 208L82 209L83 212L80 211L81 214L85 213L84 211H86V212L89 211L90 213H92L90 218H92L94 221L92 219H90V218H87V217L90 216L88 213H86V214H88V216L86 218H84L86 216V214L85 215L83 214V216H84L83 217L82 215H80L79 211L77 209H75L77 211L75 213V210H74L73 213H75V215L76 214H78V215L75 216L72 212L69 211L68 214L70 213V215H68V216H73L74 215V217H77V216L78 217L75 218L72 222H70L68 220L71 223L70 224L68 222V227H69V224L70 225L74 224L73 222L76 219H77L76 222L78 223V221H80V217H83L84 219L83 218L82 219L84 221L86 220L85 221L86 223H88L87 220H89V222L91 224L96 222L95 225H97L98 227H100V228L104 227L103 228L104 232H102V234L105 233L106 230H108V234L109 235H107V234H104V235L99 234L100 235L99 238H101L100 239L101 243L98 244V245H100L99 249L101 248L100 252H102V251L105 252V250L109 249L108 251H106V252L109 253V255H110L109 251H112L111 254L112 253H116V257L114 256V254H112V256L108 255L109 257H113V258L115 257L114 259L118 258L117 257L118 253L115 252L117 250L113 246L122 243L120 245L122 246L124 244L123 247L125 248V250H124V248L121 247L122 250H120L119 252L122 253V251L124 250L123 253H125L129 249V251L127 252V254L129 252H131V253H129V256H130V254H132V251H134L133 250V248H134L133 246H136L138 251H140L139 250L140 246H142L143 247V248L141 247L142 250L143 249L145 250V251L143 250L144 253L142 252L143 254H145V259L148 256L151 255L150 256L151 257L150 258L151 262H148L149 261V257H148V261L146 260L147 264H184V263L189 262L191 260V255H192V252L194 251L193 245L191 244V242L189 240L190 236L191 235H196L198 237V239L201 238L200 240H198V243L200 244L199 245L200 248H199V250L196 251V255H197L196 264H199V263H201V264H220V261L216 257V254H214V249H215V246H216V243H215V240H214V238H215L214 232H213V230L211 228L210 221H209V219L207 217V212H205L206 207H205V201L204 200L206 198H208V199H212L213 201L219 202V204L223 206L224 215L222 216V222L220 224L218 222L216 226L222 227V228H224V229H226L228 231L233 230L235 232L234 233V236L236 237L235 246H236L238 252H237V254L235 256L236 263H235L234 257L232 258V261L234 262V264H264V145H259L258 146V144L254 143V142L252 144H255V146L254 145L251 146L250 144H249L250 146L241 145L239 147L240 149L235 151L236 154L232 150V152L229 154V156H227L224 153L225 150H227L229 147L230 148H232V147L230 146V143L227 140H225V138L223 139V137H221L220 139H218L219 141L217 140L216 143L214 145H212V146H210L211 144L203 145L198 153L192 152L190 154L183 155V157H187L188 158L189 167L186 168L187 172L184 171L182 174L180 173V171L173 170L171 168L169 163H170V161L172 159L171 160H167L164 163V166H167L166 167V172H167V175H168L167 179H168V184H169V187H170V194H169V196H168V198L166 200V205L163 208L160 207V204H159L160 203V199H159L160 197L156 196V194H155L156 185L155 184L153 185L152 184L153 182H152L151 178H149V176H150V174H149L150 173V171H149L150 161H151V158L153 157L152 154L153 153L155 154V152L158 150L157 147L159 146L160 150L161 151L163 150L162 152H164L165 150L162 148V146H164L167 143H168L167 146H169V143H170V144H172V145H170V147H172L173 144L175 143L173 141L176 140V139H173V138L176 137V135L179 136V137H181V136L184 137V134L187 131H189V135L191 134V137H193V132L192 131H194V130L190 131V129L193 126L192 122H193L194 119H195L194 120L195 121L194 126H196V127H194V129L197 128V125L199 123L200 127H198V128L203 131V129H205V125L206 124L204 125V122L202 123V120L205 119V122L206 121L210 122L212 120L208 119V116L211 118L210 114H213L214 116L217 114V113L215 114L214 112L215 111L217 112V108L218 107L215 109L214 108L215 105L212 107V103L215 104L214 99L217 100V95L218 94L222 95V93H224L223 94L224 97H222V96L219 97V95H218V97L220 98L221 102L226 103L227 106L229 105L228 108L230 107L231 101H235V100L232 99L234 95L236 96V97L234 96V98H236L237 104L239 103L238 102L239 99H240L239 101L241 103V101L248 100L249 97H250V94H248V93H249V90H251V92H252V87L249 89V85L251 83H249L248 88H247V86H245L247 83L245 85L244 84L241 85L240 83L245 82V77H244L243 82H239L238 83V81H237V83H236V78H237L236 76H238V75H236L235 72H240V69H242L241 65H238L240 67V69H238V67H237V69H236V67L231 68V65H229L228 63L230 62V64H232V66L234 64L231 62L230 58H229L230 61L228 60L229 62L223 61V60H225L224 55L226 57V60L228 59L227 58L228 51H226V53H225V49L227 47V44L224 41L225 45H223L222 44L223 41H222L221 37H219L218 34L215 35L216 34V32L214 33L215 30L213 29V31H212ZM71 30L74 32L73 29H71ZM260 30H261V26H260ZM72 31H69V32L72 33V34L70 33V36L73 35ZM75 31L77 32V27L75 28ZM79 33H81L83 37H80ZM111 33H112V35H111ZM204 33L202 32L203 35H204ZM66 34H67V42H69V40H71L70 38H73V36L69 38L68 29H67ZM124 34H125V36H124ZM121 35H122V37H121ZM216 36L218 37V39L220 38L219 39L220 42H217L218 39L216 38ZM79 38H83V39H79ZM78 39L82 40L81 42H82L83 45L81 44V46H83V47H79L80 42L77 41ZM146 39L144 38V42H145L144 50L147 49V52H149L150 54L154 53L155 50H156L155 47L152 44H150L151 43L150 41L148 42V39L147 40ZM199 40H201L200 37H199ZM204 40H202V41L204 42ZM178 41L180 42V45H178ZM202 41H201V43H202ZM128 42H129V44H128ZM186 42L188 43V45L186 44ZM70 43H71V41H70ZM185 44H186V48L184 46ZM219 44H222L221 46H223V47L220 46L221 47L220 48L218 46ZM128 45L131 48H129ZM199 45H200V41L198 43V46ZM190 46H191V49H190V52H188V55H189V58H190V62H189V60H188L189 58L186 59V57H185L187 53L184 54V50L185 49L187 50L188 47H190ZM58 47H59L58 50H60L58 53H60L61 52V49H60L61 46H58ZM65 47L67 48L68 44H66ZM69 47H71V45ZM178 47H179V49H177ZM64 48H62V49H64ZM79 48H82V49L79 50ZM65 49H64L63 53L65 54V56L67 54L66 59L68 57L67 60L69 61L70 60L69 59L70 56H68V52L65 53V51L67 50V49L66 50ZM69 50H70V48H69ZM152 51H154V52H152ZM80 52H78V53L80 54ZM129 52H130V54H129ZM50 53H52V52H50ZM54 53L56 54V52H54ZM70 53H72V51ZM78 53H77V55H78ZM87 53H89V55ZM203 53L201 52L202 55H203ZM114 54H115V56H114ZM198 54H199V56H198ZM198 54H195L196 57H197V60L200 57V52ZM213 54H216V57H214L215 62L211 61L212 62L211 63L210 60H212ZM60 55H61V57L58 55L60 57V60L64 59V58H62V54H60ZM77 55L76 56L73 55L74 58L76 59V61H75V59H74V61L78 63L79 67H80V65L84 66L83 65L84 62L81 64V62H79L77 60ZM58 56L57 57L54 56V58L55 59L59 58ZM73 56H72V58H73ZM109 56H111V59H110ZM113 56H114V59H112ZM49 57L50 56H48V58ZM80 57L78 56V58H80ZM117 57H119V58L116 59ZM228 57H230L229 53H228ZM100 58H102L101 59L102 63H100V60H99ZM106 58H108V59H106ZM201 58H203V57H201ZM55 59H52L53 64H54V61L59 60V59H57V60H55ZM82 59H80V60H82ZM67 60L65 61V59H64L65 62H67ZM107 60H108V63H107ZM187 60H188V64L185 63V62H187ZM207 60H208V62H207ZM61 61H60V63L57 61L58 64H60V65H58L59 66L58 69L62 68L64 66H65V68L66 67L68 68V66L65 65L66 63L63 64L64 61H62V63H61ZM71 61H72L71 63L69 62V65L71 64L70 68H72V66L74 65L73 69L74 68L77 69V67H76L77 63H75L73 60H71ZM103 61H105V62H103ZM52 62L50 64H52ZM96 62H97V64L100 63V65L96 66V64H95L93 66H90V64H94ZM224 62L225 63L227 62V64L229 65V68H228L227 64H225L226 66L224 65L225 68L222 67V63L224 64ZM184 63H185V66L186 65L187 66L184 67V70H183ZM50 64H47V66H49ZM67 64H68V62H67ZM109 64H111V65H109ZM211 64H213V65H211ZM51 66L52 65H50L49 67L51 68ZM54 66H56V65H54ZM94 66L98 67L99 69L101 68L102 70L100 69L101 71H99L98 69H95ZM192 66H193V68H192ZM92 67L95 70V71L93 70V72L96 74V75H94V73L91 71V73L94 75L93 77H92V74H89L90 68H92ZM65 68H64V70H65ZM67 68H66V70L69 72V70H71V69H67ZM81 68L82 67H80V69ZM103 68H106V70L104 69V71H103ZM185 68L187 70L189 68L192 71L191 72H190V70L186 71ZM54 69L58 70L56 67ZM80 69H79V71H80ZM61 70L63 71V68L60 69V71ZM97 70H98V73H100V75L98 73H96ZM122 70H123V67H122L121 71ZM204 70H205V72H204ZM212 70H213V72H212ZM230 70L232 72L235 71L234 72L235 76L233 77V78H235L234 80L232 78H230V76H231V71ZM244 70H245V73H246V68H244ZM67 71H66V73L68 74ZM72 71H70V75L69 76H71ZM76 71H77L76 73H78V69ZM199 71L201 72V75H200ZM207 71H208V74H207ZM52 72L53 73H51L52 74L51 76L53 77V75H54V78H55V75H57L56 77L58 79L61 76L60 79L63 81L64 79H62V77H63L62 74L64 75V78H65L64 82H60L59 83L60 80L57 81V82L55 81L53 83L54 85H55V83H56V85H57V83H59V85H61V83H63L65 85L67 83V79L68 80L70 79V77L67 76L64 72H61L60 76H59L60 73L58 71H53L52 70ZM54 72L55 73L58 72V74H54ZM44 73H46V72H44ZM44 73L41 72L42 75H44ZM76 73H75V75H76ZM228 73H230V76H229ZM225 74H226V76L228 74L227 81H226L227 77H225V80L223 78L225 76ZM75 75L72 76V79L75 78L74 77ZM78 75H79V73H78ZM78 75L76 77H78ZM244 76H245V74H244ZM52 77H50V78H51L52 81H54V79ZM241 77L243 78V75H240V78ZM78 78H80V76ZM83 78H81V79L83 80ZM51 80H49L50 83H48L50 85L52 83ZM73 80H74V83H75L76 79H73ZM73 80H72V82H73ZM229 80H231V82L233 80L232 85H230L231 82ZM69 81H70V84H68L69 83L68 82L67 86L70 89L72 82H71V79ZM241 81H242V79H241ZM79 82L80 81H78V83ZM101 82H102V80H101ZM93 84H94V81H93ZM226 84H229V85L226 86ZM237 84H239L240 86L237 85ZM78 85H76L78 90H75L73 88L76 93H77V91L79 93ZM92 86H94V85H92ZM72 87H74V84L72 85ZM100 88L102 89V91L109 92V96H108V93L106 94L108 96V98H109V101H110L109 103H111V104L108 103L109 106H108V104L106 105V103L108 101V98H107V100H105V99H106L107 96H105L103 93H101L100 96H99ZM229 88H231V89H229ZM73 89H71L72 92H73ZM214 91H215V94H214ZM75 92H73L74 95H75ZM216 92H217V94H216ZM225 92H227L228 94L225 93ZM73 93L69 96L70 99H68L70 103L67 101L68 104H70V105H73V103L76 102V101L72 102L71 99H73V100L77 99L74 96L72 98ZM67 94H68V91H67ZM225 94L228 96L227 99H230V98L232 99L230 101V103H227V102H229L228 100L226 102V98H225L226 95ZM248 95H249V97H248ZM77 96H78V94H77ZM104 96H105V98H103ZM237 96H238V99H237ZM102 98L105 101L103 100V102H100L99 100H101ZM221 98H223V100ZM129 99L132 100L131 98H129ZM183 99H184L185 102L187 100V102L184 103ZM210 99H211V101L209 103ZM146 100L149 101V104L147 103ZM218 100L216 102H218ZM87 101L88 102L90 101V103H87ZM195 101H196V104H195ZM84 102H85V104H84ZM99 102L101 104L97 105V103H99ZM180 102L182 103L181 107H180ZM124 103L128 106L127 109L124 107ZM129 103H130V106H129ZM240 103H239L238 109L242 108L243 103L241 104V106H240ZM247 103H246V101L244 102L245 105ZM80 104H82L83 106L80 105ZM88 104L90 105L89 107H88ZM217 104L218 103H216V106H217ZM219 104H220V102H219ZM103 105H106L107 108L105 106H103ZM220 105H222V103ZM149 106H151V108ZM225 106L223 105L220 108L225 107ZM227 106L225 107L226 108L225 111L229 114L228 110H230V108L227 109ZM81 107L82 108L84 107L83 110L86 108L85 111H82ZM140 107L138 108V110L140 109ZM144 107H147V108H145L146 115L144 114ZM231 107H232V105H231ZM234 107H236L235 104H234ZM184 108H185V110H184ZM207 108H209V110ZM210 108L214 109L213 113H212L213 109H211V111H210ZM220 108H219V110H220ZM236 108H235V110H236ZM74 110H73V113L76 114V112H74ZM93 110H94L93 112L96 111L95 108ZM134 110L136 111V113H135ZM181 110H182V112L184 111V112H186V114L188 113L189 115L191 113V116L188 115L190 118L186 117V114H184V112L182 114ZM198 110H200V111H198ZM225 111H223V109H222L221 110V112H222L221 115ZM201 112H203V113L207 112V114L204 113L205 117H203V113L201 114ZM143 114H144V116H145V118L147 120H148L147 117L150 118L148 120V123L153 120L152 117H154V120H156L155 122L152 121L153 124H152V122L150 123L151 127L153 126L155 128V130H156V133H155V130H154V133L156 135V137L154 136L155 138L154 137H152V139L150 138L151 133L153 131V128H151L152 130L149 129L150 125L148 123H147V126H146V123H145L146 119L144 120ZM219 114H220V112H219ZM71 115H73V114H71ZM183 115L185 116L186 119L184 118ZM194 115L196 116L195 118H194ZM200 115H202V116H200ZM74 116H73V120H74ZM78 116H80V115L77 114V117ZM198 116H199V119H200V117H202V120L198 121L197 120ZM155 117H156V119H155ZM191 117L193 118V120H191L192 119ZM135 118L137 120H135ZM187 119H188V121L191 120V123H190L191 127L188 126V121H185ZM95 120H97V121L95 122ZM75 122H76V120H75ZM75 122H74V124H75ZM99 122H100V124H99ZM156 122H157V124H156ZM196 122H198V123H196ZM143 123H145V124L142 125ZM201 123L203 125H201ZM105 124H106V126H104ZM154 124H155V126L157 128L154 126ZM76 125H74V126L76 127ZM72 127H73V125H72ZM91 127H93V125ZM145 127H147L148 131H151V133L147 132V129ZM184 127L186 128V130L183 129ZM187 127H189V128L187 129ZM201 127L203 129H201ZM107 128L109 129V132H108ZM137 129H139V130H137ZM81 130H79V131H81ZM99 130H100V132H99ZM143 130L146 132L145 133L146 135H144V131ZM183 130H184V132H183ZM197 130H195V132ZM122 132H123V134H122ZM127 132H128V134L126 135ZM137 132H138V135H137ZM181 132H183L184 134L181 133ZM198 132H199V130H198ZM198 132L194 133V136L198 135ZM243 132H241L239 134V138H241V135H242ZM83 133H84V135H83ZM104 133H105V135H104ZM107 133H110V135L107 134ZM132 133L133 134L135 133V135H132ZM80 135H83V137L80 136ZM187 135H188V132H187ZM96 136H98V137H96ZM158 136L161 137V138H159ZM79 137H80V139H79ZM179 137L177 139L180 141ZM50 138H52V137L50 136ZM101 138H102V140H101ZM171 139L173 141H171ZM185 139H187L186 134H185ZM178 140H176V142H178ZM97 141H98V144L95 143ZM101 141H103V145H105V144L107 145L108 141H110V143L108 144V145H110V147L105 146L106 147L105 148L101 144L102 143ZM104 141H106L107 143H105ZM158 141H160V143L162 142L163 145H162V143L160 144ZM99 142H101L100 145L102 147H104L103 149H101L102 147H100ZM91 143H93L95 146H96V144L99 145L97 150L99 149L98 152L100 151V154H99L100 158H98L99 156L96 157V154H95V156L92 155L93 154L92 152H94V153L96 152L97 153V151H95L96 149L95 150L93 149L94 147L92 146L93 144L90 145ZM67 144H69V143H67ZM78 144H80L81 146L78 145ZM111 145H116L117 148H115V146H111ZM207 146H209V147H207ZM67 147H69V148H67ZM154 148H155V150L156 149L157 150L155 151ZM166 148H169V147H165V149ZM67 150L65 152H67ZM168 150L169 149H167L166 151L168 152ZM74 153L76 154V156H75ZM224 154H225V156H224ZM97 155H98V153H97ZM87 156H88V158H89V156H91V157L93 156V157L92 158L90 157V160H89L87 158ZM180 157H182V156L173 158V160H175L177 158H180ZM94 158H95V160H94ZM96 158H98L97 159L98 161L96 160ZM149 158H150V160H149ZM99 159H100V162H99ZM78 160L80 161V158H78ZM69 161L71 162V165H70ZM72 162L74 164H72ZM66 163H67V161H66ZM81 163H83V162H81ZM165 164H167V165H165ZM102 168H105L106 171L104 169V171L102 172V170H101ZM169 174H170V176H169ZM74 177L75 178L77 177L76 181H75ZM83 178H86L85 182H82ZM78 179H79V181H78ZM180 181L184 182V183L186 182L187 185L184 186V184H182ZM77 182H79V183H77ZM75 184H77V185H75ZM78 184H80V185H78ZM83 184H85V185H83ZM82 185H83V187L78 188L79 186H82ZM151 186H153V189H152ZM72 187H69L70 188L69 189V193L71 192L70 190H73V191L75 190ZM192 187L195 188L196 190H194V191L192 190L190 192V195H189L190 197L188 198L186 191L188 189H190V188L192 189ZM127 188L130 189V190H128ZM123 189H125V191L127 192L126 193L124 191V196L126 195V197H128L129 196L128 192H132L131 195H133V199L136 198V197L139 198V201H140L139 205H138V203H137V205H134V204L131 203V205H132L131 209H133L134 206L136 207V208L134 207L135 209L130 210V212L133 211L131 213L128 210L122 209L123 206H124L123 208H126L125 207L126 203L124 201H122L123 198L125 199V197H123V195H122ZM120 191H121V194H119ZM152 191H154L155 195L152 194L153 193ZM73 193L71 192V194H69V203L70 202L71 203L74 202L73 199H72L73 202L70 201L71 198H74V197L70 198V196H72ZM75 194H73V195H75ZM127 194H128V196H127ZM77 195H80L81 196V200L83 199V201L78 200L77 198H79V197H77ZM106 195H107V197L109 196V198H106L105 197ZM118 195H121V197H119ZM116 196H118L119 201H117L118 199H116L117 198ZM99 197H100V200L98 199ZM101 197H102L103 201H104L103 197H105L106 198L105 200H108V202H111V204H112L111 206H110V204H109V206H107L108 203L107 204L105 203L106 206H104V203L100 202V204H102V208L103 209H104V207H107V209L109 210V209L112 208V206L114 208L112 210H110L111 212L107 210V212L111 213V215H110V213L106 214L103 209H102L103 211L99 213V211H101V209H100L101 207L100 208L98 207L96 209V211H98V212H96V213L97 214L99 213L98 214L99 217H96L97 214H95V211H93V210L95 209V207H97L95 205L96 201L97 202L101 201ZM114 197H116L115 198L116 200H114ZM111 199H112V201H111ZM153 199H155V200H153ZM113 200H114V202H113ZM136 200H137V198H136ZM78 201H81V203L84 206ZM155 201H158L159 203L155 202ZM76 202H78V203L76 204ZM104 202H106V201H104ZM116 202H118V203L122 202L124 204L120 208H118V206H116L117 207V210H116V208H115V205L117 204ZM132 202H134V201H132ZM114 203H116V204H114ZM97 204H99V203H97ZM80 205H82V206H80ZM93 205H95L94 208H93ZM69 206L71 208L72 206H74V204L73 205L70 204ZM76 207H73V209L76 208ZM70 208H69V210H70ZM98 209H100V210H98ZM114 209L117 211V212L115 211L117 213V215H115L116 213L114 212ZM128 209H130V208H128ZM119 210L120 211L122 210V212H121L122 215H123V211L124 210L127 212V213H125V211H124L125 218L127 217L126 215H128V212H129V215H128L129 218L127 217V219H128L127 222H125V219L123 218L124 215L122 216V218H121V215L118 217V214H119L118 211ZM101 213H104V214H102L100 216ZM138 213L139 214L141 213L140 215H142V216L138 217V215H139ZM71 214H73V215H71ZM107 215L108 216L110 215V217H109L110 219L114 215L117 218L112 217L113 221L111 219V222H108V221H110V219L108 220ZM135 215H137V217ZM103 216L108 221L105 219L106 222L105 221L103 222V220H104L102 218ZM134 216H135V218L137 220L139 218H143L144 219V223L145 224L142 223V222H136L135 224H137V223L141 224L142 223V226H145L144 230H147L146 233H144V234H146V236L144 238L143 237L144 235L142 236L143 231H141V228H143V227L139 228L142 233H141V236L139 235L141 238L139 237L138 241H137V239L135 240V238H136V236L138 237L137 234H139L140 231H139V229H138L139 232L136 231V228H135L136 225L135 224H134V227H132V225L130 224V220H131V223H132V221L135 219ZM14 218L15 217L10 215L7 211H4L3 217L0 215V227H6V226L12 224L13 221H14ZM97 218L102 219V221L100 219H98V222H97ZM131 218H134V219H131ZM115 219H116V221L114 222ZM120 219H122L125 223L124 222L122 223V220H120ZM70 220H72V218ZM90 220H92V222ZM84 221H83L84 224H82V228L83 229H81V230H82V233H85L84 235H87V236L82 237L83 234H79V232L81 233L80 230L76 229V230H78V231H76L75 228L73 230V227H75L77 223L75 225H73L71 229L69 227V230L71 232H75V234L72 235V236H74L73 239L76 236H78V235H79L78 237L81 236L82 238H85V240H86V237H87V239L89 237V239L92 240V241H90V243H92L91 244L92 248H89V245H88L89 244V242H88L89 240L88 241L87 240L84 241V239L80 240L82 238H79L78 239L79 241L77 240L79 243L78 242L77 243L80 244L82 241H84L83 246L77 245L76 243L75 244L77 246H80V249H82V248L84 249L85 242H88V244H87L88 247H86V248H88V250L89 249L92 250L93 248H95V247H93L94 244L95 243L97 244V242H95V241H99L98 235H96V234H98L97 232H99L100 228L97 229L98 230L97 232L95 231V236L92 237L91 235H94L93 234L94 233L93 232L94 228L92 229V231H90V230L88 231L87 229H85L84 226H85L86 223ZM80 222H82V220ZM99 222L101 223V225H100ZM116 222L117 223L120 222V225L118 223L115 226L114 223H116ZM133 222H135V221H133ZM105 223H107V225ZM111 224H112V226H111ZM121 224H122V226H121ZM128 224H130L131 227ZM140 224L138 226H140ZM80 226H81V223H80ZM106 226H107V228H106ZM117 226L120 227V228L124 227V229H122L123 232H127L128 231V232H130L129 233L130 235L133 232L132 228H135L134 231L136 233L133 232L135 234L133 236H135V237H133V236L132 237L134 238L133 241L135 240L137 244L134 243L135 241L133 242L131 240V238H129V240L126 239L127 237L124 238L127 234L125 233L124 237H123L122 236L123 234H120V232H118V230H121V229L118 228ZM138 226H136V227L138 228ZM93 227H94V224H93ZM86 228H87V224H86ZM95 228H97V227L95 226ZM111 228H112L113 231H115V235L117 236V238H119V240H117V238L115 237L114 233H112V231H110ZM114 228L117 229V231ZM130 228L132 229V232H131ZM79 229H80V227H79ZM83 230H84V232H83ZM122 230H121V233H123ZM85 231L86 232L87 231L91 232L92 234L90 233L91 235H88ZM76 232H78V235H76ZM147 232H148V235H147ZM129 234H128V236H129ZM119 235H121V237H123L124 240H122V238L120 239V237H118ZM104 236L105 237L107 236V237L105 239H103ZM114 237L116 238L117 241L115 240ZM147 237H148V240H147ZM96 238H98V240ZM140 239L141 240L144 239L143 240L144 244L142 242H140L141 241ZM145 239H146V241H145ZM187 240H188V242H187ZM74 241H75V239H74ZM125 241L128 242V243H125ZM130 241L134 243V244H132V246H130L131 245ZM201 241H202V243H201ZM114 242H116V243L118 242V243L114 244ZM138 242L142 243V244H139ZM188 243H189V245H188ZM96 244H95V246H97ZM127 244H129L128 246H130V247H128ZM120 245H119V247H120ZM125 245H126V247H125ZM137 245H139V247ZM144 245H146V249H145ZM148 245H150V247ZM151 245H152V247H151ZM119 247H117V248L119 249ZM158 247H159V250H158ZM111 248H114V249L111 250ZM130 248H132V251H131ZM95 249L98 250L97 247ZM154 249H155V251L156 250L158 251V254L155 253ZM183 249H185L186 251L183 250ZM84 250H87V249H84ZM88 250L85 251V252L87 253ZM138 251H137V253L135 252L134 254H132V255H134V258L137 257L139 259V258L143 257L141 255H139L141 257L138 256V253H139ZM104 252H103V254H104ZM92 253L94 254L93 251H91V253L89 252V254H92ZM95 253H96V251H95ZM152 253H154L153 254V256L155 255L154 257L152 256ZM98 254H99V252H97L96 255L99 256L100 258H97L96 255H95V258H94V255H93V258H94L93 260L97 264H98V261H95V259H102V256H100L101 254L100 255H98ZM127 254H124V256L127 255ZM136 254H137V256H135ZM92 255H90L89 257H91ZM108 256H105V257H108ZM86 258H88V257H86ZM119 258H120V260L122 259L121 257H119ZM119 258L117 259V261H119ZM125 258L127 259V257H125ZM142 259H144V258H142ZM90 260H92V258ZM137 260H136V262H137ZM102 261H103V259H102ZM102 261H100V264H101ZM128 261L129 260H127L125 262L122 261V264L123 263L124 264L131 263L130 262L131 260L129 262ZM138 261H139V263H136V262H133V263L134 264H143L142 262L144 260L141 263H140V259ZM146 261L144 263H146ZM126 262H128V263H126ZM96 263H94V264H96ZM109 264H111V263L109 262ZM116 264H119V263H116ZM227 264H230V263L227 262Z\"/></svg>",
  "mask_w": 264,
  "mask_h": 264
},
{
  "label": "built area",
  "instance_id": "2783aa9c",
  "mask_svg": "<svg viewBox=\"0 0 264 264\" xmlns=\"http://www.w3.org/2000/svg\"><path fill=\"white\" fill-rule=\"evenodd\" d=\"M169 165L171 166V168L173 169V170H178V171H180V173L182 174L184 171H186L187 172V169L186 168H188L189 167V160H188V158L187 157H180V158H177V159H175V160H171L170 161V163H169ZM181 182V181H180ZM194 191V190H196L195 188H193L192 187V189H188L187 191H186V193H187V197L189 198L190 196V192L191 191Z\"/></svg>",
  "mask_w": 264,
  "mask_h": 264
},
{
  "label": "crops",
  "instance_id": "0c3cea01",
  "mask_svg": "<svg viewBox=\"0 0 264 264\" xmlns=\"http://www.w3.org/2000/svg\"><path fill=\"white\" fill-rule=\"evenodd\" d=\"M181 183H182V184H184V186H186V185H187V183H186V182H185V183H184V182H181Z\"/></svg>",
  "mask_w": 264,
  "mask_h": 264
}]
</instances>
